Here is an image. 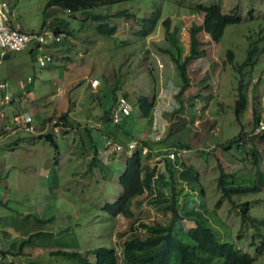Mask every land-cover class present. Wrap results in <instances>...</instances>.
<instances>
[{
	"label": "rangeland",
	"instance_id": "1",
	"mask_svg": "<svg viewBox=\"0 0 264 264\" xmlns=\"http://www.w3.org/2000/svg\"><path fill=\"white\" fill-rule=\"evenodd\" d=\"M6 1L17 11V21L27 31L39 30L44 22L60 19L72 33L65 34L60 42L43 44L52 56L45 66H40L38 56L30 52L32 45L9 52V57L0 63L1 80L10 87L29 88L30 107L17 102L16 108L19 112L28 110L36 128L33 134L22 129L12 132L7 144L14 141L16 151L0 146V250L17 251L21 242L29 238L21 247L22 254L9 253L3 260L1 254V263L79 264L52 255L51 251L83 253L96 247L119 250L122 240L137 231L140 223L165 221L162 205L152 203L147 196L151 190L146 186L149 181L144 193L131 202L132 219L111 217L103 210L120 194L119 176L127 157L119 152L114 158L115 154L103 151L106 137L112 135L126 145L129 140L147 139L156 130L161 140H147L159 152L143 160V181L154 175L153 186L160 180L161 189L168 193L166 164L170 160L165 161L162 154L174 150L171 163L176 165L174 176L181 208L197 209L201 205L206 223L218 240L249 253L253 264H264V250L262 254L256 252L264 240V186L231 198L224 197L218 186L219 164L225 172L241 171L229 185L255 183L256 169H246L252 165L249 147L258 151L259 168L264 173V142L257 136L245 142V150L235 144L225 148L241 130L264 126L261 54L253 68L243 69L247 104L238 118L234 113L241 79L236 67L244 61L250 40L264 32V0H129L91 9L93 13L111 15L109 23L116 26L112 36L100 35L95 29L97 22L84 20L82 12L70 14L48 5V0ZM158 2L160 18L154 30L144 34L143 19L150 16ZM216 4L225 14L236 11V7L240 21L226 26L219 42H213L204 32L198 34L200 55L190 60L187 69L190 86L177 94L180 79L164 51L169 43L162 21L169 18V30L176 29L184 56L189 51L190 28L202 21L196 6ZM122 11L131 17L113 15ZM229 50L233 52L232 62L227 56ZM94 79L98 80L96 88L90 86ZM124 93L132 103L130 115L118 125L104 122L102 116L115 105L114 96ZM140 94L154 97L151 125L140 116L135 104ZM62 113H68L70 127H62L58 133L51 131L52 125L45 128L49 122L58 121ZM43 118L50 119L40 126ZM47 133L52 134L55 144L40 136ZM178 142L186 145L178 147ZM95 149L100 152L94 154ZM184 166L191 167V172L187 173ZM182 170L188 176L186 181L179 177ZM245 202L255 222L243 224L240 207L233 206ZM193 225L192 221H180L174 233L192 243L186 230ZM89 260L94 257L89 256Z\"/></svg>",
	"mask_w": 264,
	"mask_h": 264
},
{
	"label": "trees",
	"instance_id": "2",
	"mask_svg": "<svg viewBox=\"0 0 264 264\" xmlns=\"http://www.w3.org/2000/svg\"><path fill=\"white\" fill-rule=\"evenodd\" d=\"M129 1V0H48V5L58 6L70 14L76 12H82L84 14V20H92L97 22L95 29L100 35L112 36L116 32V26L110 25L109 19L111 15L93 13L91 9L103 5H111L117 2ZM162 1V0H158ZM237 11V8L235 7ZM196 12L202 13V21L198 25H193L189 31V51L184 56L181 53L180 42L177 37L176 29L169 30V18L162 21L165 29V38L169 43V47L164 51L170 57L171 62L174 64L180 84L178 86L177 94H181L187 87L190 86V77L188 75V64L193 57L200 55L198 47L201 44L198 34L204 32L209 36L213 42H219L223 36L226 26L240 21V17L237 12L234 11L230 14L222 12L219 5L204 6L198 5L195 9ZM114 16L125 15L131 17L128 12H117ZM161 15V5L154 4V9L149 17L143 19L142 25L144 28L143 33L149 34L154 30ZM45 23V22H44ZM50 26L57 32H63L64 34H70L68 25L63 20H55L51 22ZM60 42V41H59ZM262 55L264 63V32L258 36L255 40H250L247 49L246 57L244 61L236 67L238 73L241 74V79L238 83V98L235 101L234 113L238 118L239 113L245 108L247 104V94L243 85V74L245 66L250 68L254 67V63L258 55ZM228 59L233 61V52L229 50L227 52ZM129 99L124 93L121 94ZM114 102L116 104L117 98L114 96ZM131 102V101H130ZM140 116L147 120L148 124H152L154 119V97L150 98L146 94H140L135 99ZM110 113L106 112L103 117V121L110 122ZM59 120L63 122V127L69 124L68 113H62ZM120 123V122H119ZM118 123V124H119ZM115 124V125H118ZM46 138L51 143L55 144L54 137L51 133L40 135ZM258 137L264 142V129L259 132H254V129L247 131H240L238 135L234 136L228 141L229 149L233 144L238 149H244V144L247 140H252L254 137ZM150 141H155L150 139ZM149 140L140 139L139 143L133 149L131 154L127 155L125 160V167L122 174L119 176V184L121 191L116 199L112 203H106L103 206V210L111 217L123 216L127 219L133 218V211L131 209V202L134 197L142 195L145 191V183L150 190L147 194L149 198H152V203L162 205L164 214L167 215L165 221L153 219L150 222L140 223L138 230L125 237L120 245V249L113 247H96L85 252H79L76 250L68 251L63 249H57L51 251L52 255L62 256L77 261L79 264H253V257L235 247L232 243L227 241H220L217 239L215 232L206 223V218L202 212L201 205L199 208H191L184 206L181 208L179 202L180 191L177 189V178L174 176L175 164L171 163V158L168 153L162 154L165 161L168 159L170 163L166 164L168 177H169V192L161 189L160 180L153 186L151 179L154 175L146 178V182L142 178L143 160L152 159L154 155L158 154L159 150H156L154 145L150 144ZM159 141V140H158ZM186 144L178 142V147H184ZM165 149V148H164ZM163 149V150H164ZM94 150V154H96ZM156 151V152H155ZM176 155L175 151L172 150ZM251 158L252 165L246 169H256L253 176H255V183L252 185H229L228 182H233L236 175L241 172H225L219 164L220 175L218 177V186L222 190L224 197L231 198L234 194H242L247 192L258 191L264 186V173L259 168L260 159L258 151L255 148L249 147L247 150ZM114 157V155H113ZM247 159V158H246ZM245 159V160H246ZM96 159L92 160V164ZM187 173L191 172L192 168L184 166ZM186 172L182 170L179 177L186 181L188 176ZM162 176L159 177V179ZM200 194H203V189H200ZM234 207H240L241 220L245 224L247 221L255 222L256 219L249 215V203L233 204ZM192 221L193 226L187 227V234L190 237L192 243L184 242L174 233L176 224L180 221ZM25 239L21 242V245L17 251H2L3 258H6L9 253L13 255L22 254L21 247L26 244ZM264 250V240L256 248L258 254H262ZM93 256L94 260L90 261L89 256ZM1 264H6L2 263ZM36 264V263H31Z\"/></svg>",
	"mask_w": 264,
	"mask_h": 264
},
{
	"label": "built area",
	"instance_id": "3",
	"mask_svg": "<svg viewBox=\"0 0 264 264\" xmlns=\"http://www.w3.org/2000/svg\"><path fill=\"white\" fill-rule=\"evenodd\" d=\"M17 11H15L6 0H0V63L4 59V55L12 51H21L26 49L29 45H32V53L37 57L40 66H45L52 61V56L49 52L44 50L43 44L46 41L59 42L63 39L65 34L63 32H57L54 28L50 26L51 22H45L41 29L35 31L22 30L13 24V21L18 17ZM30 80V78L28 79ZM98 85V80L94 79L90 82L92 88H96ZM29 95L26 93L22 96L21 100L26 103L23 105L25 108L30 107L28 101ZM12 100V95L10 94V85L7 81L0 79V136L6 133H12L16 130H24L29 134L35 133V126L33 125L32 116L28 110L23 112H15L11 115H7L5 108L10 104ZM132 111V103L125 96H118L116 104L111 108L110 122L112 124H118L123 117L130 115ZM52 125L51 131L58 133L63 127V122L61 120L49 122L45 128ZM155 129L154 125L152 126ZM43 128L42 130H44ZM264 129V126L257 128L254 132H259ZM156 130H152L151 133L146 136L147 139H152L155 141L161 140V136L156 134ZM152 136V138H150ZM154 137V139H153ZM145 139V140H147ZM139 143L138 140H130L127 144H121L115 140L111 135L106 137L104 150L108 154H115L119 152L126 153V155L131 154L133 149ZM105 151V152H106ZM100 149L96 150L98 154ZM106 154V153H105ZM170 158L175 157L174 152L168 153Z\"/></svg>",
	"mask_w": 264,
	"mask_h": 264
},
{
	"label": "crops",
	"instance_id": "4",
	"mask_svg": "<svg viewBox=\"0 0 264 264\" xmlns=\"http://www.w3.org/2000/svg\"><path fill=\"white\" fill-rule=\"evenodd\" d=\"M13 24L15 25V26H17L18 28H20V29H22V30H25V28L23 27V25L20 23V22H18L17 21V18L13 21ZM30 52L32 53V48L30 49ZM9 53V52H8ZM8 53H6L5 55H4V58H8L9 57V54ZM33 54V53H32ZM31 80V79H30ZM30 80H28V82H30ZM30 94V90H29V88H27V87H24V86H19V85H16L15 87L14 86H11L10 87V94L12 95V100H11V102H10V104H8L6 107H4L5 108V111H6V114L9 116V115H11V114H13V113H15V112H17L19 109H17L16 108V103L18 102V103H20L21 102V104H23V102L24 101H22L21 100V98H22V96L23 95H25V94ZM15 109L14 111H12V109ZM32 116V115H31ZM50 118H48V119H42L41 121H40V126H41V124H43L44 125V123H45V121H47V120H49ZM68 121H69V124L67 125L68 127H70L71 126V121H70V118H69V115H68ZM32 120H33V117H32ZM0 124H1V122H0ZM125 133V132H124ZM12 135V133H6V134H2L1 136H0V146H3V145H5L9 150H11L12 152H14V151H16V146L14 145V144H16L14 141H11V143L13 144H7L8 142H9V138H10V136ZM130 141V140H129ZM1 148V147H0ZM166 149V148H165ZM156 150H158L157 148H156ZM118 156V154L117 155H114V158H116ZM105 157H106V155H105ZM97 163V162H96ZM0 230H1V224H0ZM0 257H1V254H0Z\"/></svg>",
	"mask_w": 264,
	"mask_h": 264
},
{
	"label": "water",
	"instance_id": "5",
	"mask_svg": "<svg viewBox=\"0 0 264 264\" xmlns=\"http://www.w3.org/2000/svg\"><path fill=\"white\" fill-rule=\"evenodd\" d=\"M0 264H1V261H0Z\"/></svg>",
	"mask_w": 264,
	"mask_h": 264
}]
</instances>
